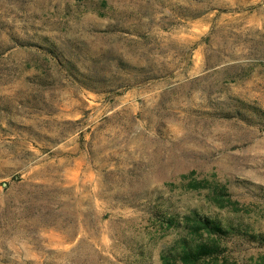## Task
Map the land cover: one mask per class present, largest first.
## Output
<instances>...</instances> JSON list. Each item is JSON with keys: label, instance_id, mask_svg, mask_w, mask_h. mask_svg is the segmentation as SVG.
<instances>
[{"label": "rangeland", "instance_id": "1", "mask_svg": "<svg viewBox=\"0 0 264 264\" xmlns=\"http://www.w3.org/2000/svg\"><path fill=\"white\" fill-rule=\"evenodd\" d=\"M182 241L264 264V0H0V264H173Z\"/></svg>", "mask_w": 264, "mask_h": 264}, {"label": "trees", "instance_id": "2", "mask_svg": "<svg viewBox=\"0 0 264 264\" xmlns=\"http://www.w3.org/2000/svg\"><path fill=\"white\" fill-rule=\"evenodd\" d=\"M197 183H190L188 189L195 190L198 189ZM223 196H225L224 191H218L215 193L216 201H221ZM218 207H223L221 204ZM185 220H190V224L188 225L189 231L196 236H200L201 234H206L208 237H227V236H235V235H243L241 231L236 229L231 225L224 226L220 224L217 220L197 215L192 212L189 216L184 217ZM168 226L172 223L169 219H164ZM252 240H255L256 237H252ZM218 252V247L212 243H204V242H196L193 245H189L186 242L182 241V245L180 247V252L177 255L178 263L175 261L173 264H197L201 259L206 257H212ZM163 264H170L166 257H162Z\"/></svg>", "mask_w": 264, "mask_h": 264}]
</instances>
